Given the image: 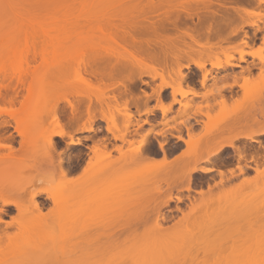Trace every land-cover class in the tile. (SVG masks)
<instances>
[{"label": "rangeland", "instance_id": "374dc122", "mask_svg": "<svg viewBox=\"0 0 264 264\" xmlns=\"http://www.w3.org/2000/svg\"><path fill=\"white\" fill-rule=\"evenodd\" d=\"M56 1L59 2L56 3ZM116 1L119 0H113L111 3H109L112 7L110 6L107 9V13L106 10H101L102 5L100 3H102V0H0V49H6L7 47L12 46L18 49L19 54L21 50L23 51L21 55L16 57L6 56L4 58H0V95L3 96L0 97V122L4 118L11 121V118L13 117L20 118L26 117L29 114H34L35 120L41 117L44 121V124L47 125L46 131L34 129V134L24 140L25 145L23 146L19 144V142L22 141V138L14 132L13 128H10V131L16 136V141L18 142L15 144V152L11 157V164L15 168L9 172L0 170V180H8L10 182L26 185L30 182L32 177L34 178L36 174L35 167L40 162L38 160L41 157H44V154H46L47 140L54 131L60 130V127H58L57 124L53 122L52 118L55 107H64L68 104V102H73L75 105H78L79 103L83 104V106L80 108V112L82 111L81 113L84 119L80 122V125H88L87 122L89 115L87 112V106L88 103H92V115L99 117L103 115L101 114L102 112L104 113V111L106 112L107 110V115L110 113L111 115H117L116 128H122L121 130H123L124 117L119 116L118 111L116 110L120 107V109H123L122 107L124 106L122 105H124L126 101L131 100V95H129L128 92H123L120 90V84L122 83L124 85L131 86L133 91L132 95L134 97H143V102L140 103L139 107L136 108L135 106H131L129 111L133 115L135 114L136 119L134 120H139L141 125L140 127L134 125L130 128L131 134L127 137V139L129 141H134L133 144L129 145L128 143H122L119 140H114L113 135L105 131L107 123L98 121L95 128L98 130V133L89 132L79 133L76 135V137L81 138L82 145L77 147L76 150L72 151V154L74 153L73 155L76 153H81L80 160H75L73 163L75 167H77V165L80 166L78 171L79 174H76L75 176H81V168L92 155L90 148L94 145V141L100 140L105 136H108V138L111 139L108 145L109 149H112L113 146L116 145L120 147L122 146L125 151H127V149L128 151L131 150L133 153L134 150H136V148L139 146L142 136H144L147 131H151L152 129L151 134L146 140L147 144L145 145L152 154H150V156L154 159H152L153 161L148 160L149 163H147V161V164H143L145 165L143 167L126 171V173L128 172L129 174L123 175L120 172H116L114 176L112 175L111 179L105 183L104 189H106V191L112 186L114 188L116 187V189H118L121 185L123 187V183L126 181L124 184H129L131 189L133 186L132 193L127 196L119 195V193H116L115 195H107L100 189L97 195H91L94 200L89 205L85 204L86 215L85 217L78 219L73 223V229L93 231L98 236H103L105 237L104 239H108L111 242L113 241V243L119 246L118 248L120 250L128 249L131 251V255H138L140 253L136 258L138 260L142 258H145L144 260L148 259V262H146L149 264H163L162 262H164V264H199L198 262L203 257H206L205 259L209 258L207 260H211L213 255L202 257L196 256L197 249L199 250L200 247H204L205 245L203 243V237L200 236H206V231L219 233L221 245L225 249L232 248L235 246V244L238 245L241 242L243 243L245 239L248 238L253 241L257 236L256 231L258 228L253 217L243 218L238 215H224L221 216L219 220H209V222L206 220L208 224L205 222L207 225H202L203 231L201 234H198L200 235L199 237L198 235L196 236L197 232H194L195 229L198 228L196 222L199 220L203 212L205 213L212 211L222 213V208L225 209L226 212H224L227 214L233 212H235V214L236 212L237 214L238 212L254 213L255 211H259V198L258 194H255L256 190L254 191V187H252L254 191L253 195L250 193L251 191H249L250 195L247 194V192L242 190V188H240L242 191L241 195H219L221 192L220 189H222V187H215V184L218 183L221 178L217 171H213L208 175L202 174L201 172L194 173L193 181L195 183L193 182L191 192L183 189L185 184H181V182L177 183V185L175 184L176 186L172 185L174 186L173 188H168L170 186L166 185L162 181L168 172V168L167 166L165 167L166 164L163 163V153L161 152L159 144H165V149L169 153L170 161L175 159L177 156H181V154L185 152L178 162L174 164V166L176 165L175 167L177 169H180V167L181 170L182 167L187 170H192L194 167L205 169L220 168L225 173L228 172L227 170L237 169V165L239 164L244 167H249L246 169L245 178L244 175L240 174L239 177L232 179V181H229V183L227 182V185L224 186L225 189L223 190L228 189V187L230 190L235 186H238L246 178L252 180L256 175L255 171L253 170L256 168V162L259 163L260 169L264 168V148L260 146V142H263L264 145V136H257L258 134H256L258 129L264 127V76L261 75L262 71H264V64L260 61V59L250 55L246 57V62H238V59L240 58V54L238 52L242 50V39L249 41L256 39V36H262L261 40L263 41L264 0H262L263 2L259 0H248V2H246L247 0L238 1V5H243V7L247 10V14L240 12V14L237 15L234 13V17H232L234 22L233 24L231 23L232 25H230L231 27H229V30L231 31L233 28L242 26L244 21H256L259 28L244 26L243 31H240L238 37H231L229 41L223 42L221 47H214L212 49L196 47V50H200L203 53L205 52L204 58H201L197 55L198 57L192 56L193 59L185 57L180 61L182 65L189 64L190 66L188 69H182L183 75L185 74V76H189V78L186 76V80H188L187 83L186 81L183 83V88L186 91L193 89L197 95H188L184 98L178 96L177 99L181 100L183 103L190 101L192 107L186 110L179 103H176L172 106L171 112H169L166 117L157 107L160 106L161 103L156 99V95L159 93L163 104L168 105L172 102V94H169L168 91L170 90L172 92V89L166 88L165 90L160 91L159 86L163 83L162 79L160 77L153 79L150 76H147L148 74L152 75L154 73V68H156L157 72L161 73V68L164 66L161 64L149 65L151 64L150 62H148L149 64L145 63L140 57L138 59L135 58L136 61L134 59H129L131 57L126 58L127 52L124 49L123 51L122 48V51H120V46H117L119 44L116 45L115 42H112L117 37V35H115L116 37L114 36L115 38L111 41L110 35V37H105V34L103 35L100 33L101 31L98 33L94 29L100 24L99 22L102 21L100 19L103 17L102 15H105L106 13L109 16L113 15V17L117 16L116 18H118L120 15L128 14V12L132 10L148 9L152 1L156 3L160 2L163 8H166L171 0H124L122 1L123 8H120V5L117 4L118 2ZM231 5L235 7L237 4L233 3ZM105 6L106 8L108 7L106 4ZM72 7L78 9L77 11H73V13L75 12L76 15L80 14V17L78 16L77 19H75L76 17L73 15L70 9ZM67 8L70 9V12L67 10ZM57 12L60 15H66L70 17L72 15L74 17L72 19L69 17L67 20L68 25H66V23H61L59 30H57V38H54L53 34L55 32L52 31L51 22L53 21L51 19L53 18V14L56 15ZM104 12L106 13L104 14ZM224 18L226 17H218L217 21H221ZM114 19L111 21H114ZM108 28L110 29V27ZM258 29H261V31L257 32ZM104 32H106V35H108L107 30ZM245 32L248 33L247 35L249 37H251L249 40L247 38H243ZM112 34L113 33H111V35ZM56 40L60 42L61 46L66 48L64 54L60 52V55H56L52 53L51 49H46L52 44L53 41L56 42ZM118 40H116V42H119ZM210 41L214 43L218 42V40L214 38H212ZM262 41H260L259 45H257L259 42L256 40H254L255 43L249 41V44L251 42L254 44H250L249 47H245L244 51L247 53H257L263 46L262 44L264 41ZM187 42L190 41L187 40ZM33 48L34 52L37 50V54H43L34 57V62L30 59L31 54H33ZM184 49L186 51H190L186 47ZM129 50L130 52H133L132 49ZM227 54L234 55V62H236V64L239 63L240 67L217 69L212 66L211 63L215 64L219 61L224 63L226 59L225 55ZM261 55L264 57V50L261 52ZM117 57L122 63H127L130 61L135 62L134 64H137L134 65L135 67L137 66L136 72L142 73L144 75L142 79L134 81L132 80V82L128 79L116 80L106 78L103 81H100V78L95 79L87 74L86 70L90 65L98 64L101 67L103 66V64H101L102 61H106L107 63L109 60L116 63L118 61ZM208 57H210V59H208ZM193 60L197 62L206 61V69L211 71V74L208 76V79L205 83V87L202 84L204 73L197 69L193 63ZM211 60L212 62H210ZM253 65L255 67H252L250 74V71L248 72L247 68H250ZM255 68L259 69V73L257 75H255L254 72ZM167 69L164 68V80L168 83H172L173 80L177 79V76L172 71H170L169 68ZM197 71L202 74L201 77H199L201 86L200 89L196 87L197 84L195 82H190V80L193 78L195 79V77L192 76V72ZM216 71L226 72L222 76H219L218 74H215ZM257 76L258 78L259 76H262V78L260 77L258 79ZM246 78H249L250 81L247 83V91H243L239 87V84H244ZM21 81L26 82L27 86H29L27 87L28 89H23L21 94L17 96L16 99H10L8 95L12 94V89L18 86ZM188 81L190 82L189 85ZM233 84H235V86L230 88L229 86ZM236 84H238V86ZM145 93H147V95H153L147 104H145V101L147 100ZM197 97H201V102L198 103L195 101V99H193ZM103 102L106 104L109 102L110 105H106ZM177 105L179 106V109L177 112H175V107ZM107 106H109L110 109ZM146 108L153 109V113L149 115H138V110L143 112V110ZM108 110H111V112ZM158 111L161 112L160 119L158 117ZM206 114H209L211 119L218 118L217 120H219V118H222L224 120L225 117L229 119V121L227 120V122H220L221 124L219 123V127H216L218 125L217 122V125H215L213 129L210 128L208 130L205 129L207 125L205 123L209 120L207 119V116H205ZM187 118L189 121L186 120ZM154 119L159 121H155ZM232 119H236L238 126L230 128L229 122ZM136 121L133 122L136 123ZM146 121H148V123H146ZM65 123L66 120L62 118L60 126H63ZM253 123H258L257 125H259V128L255 124V127L258 129H249V127L254 128V126H252ZM260 125L262 127H260ZM187 129L191 130L190 137L193 139L189 137ZM250 133L252 134L251 136H254L255 139L258 140V142H252L242 138ZM172 135H181L185 141L191 140V144L189 142L190 145L188 146L186 143L178 141L176 138L172 137ZM231 141L237 148L244 150L243 158L241 160L238 153L234 149H227L221 155V158H214L215 156L212 157L213 154L211 153H213L215 149L220 146H225ZM5 145L6 143H4L3 140H0V155L2 156L9 154V151L3 148ZM60 152L61 150L54 154V161L60 158ZM131 152L129 154H132ZM119 155L120 154L117 152L112 153L114 158H118ZM113 157L111 159H113ZM116 158L115 160H117ZM209 158L211 159L210 162H208ZM67 159L68 157H66V160ZM111 159H109L110 161L107 163H111ZM33 166L34 170H32ZM42 168L44 172H48L50 170V165L48 163H44ZM181 170H177L176 176L181 173L183 174V171ZM235 171L239 173L238 169ZM51 178L52 181L48 180V183L42 185L40 190L53 194H61L65 187L64 178L61 176H51ZM203 179L205 180V184H203L201 188L199 185H197V183ZM143 181L146 182L149 187L153 185L155 188L158 184L161 185H158L157 188H161L162 191H164L163 194H167L162 195L164 198L165 196H168V192L172 190L171 192L173 195V201L170 203V206L161 208L160 213L158 212V215L156 212L158 211L157 208L160 206L159 204L161 203L162 198L160 196L161 199H159L156 195V197H153L154 199H149L151 198L149 195H143ZM208 183L214 186V192H212V194L215 193L217 195L213 196L210 194L207 195L205 200H202L201 196L197 194V192H199L200 189H204L206 191L208 188ZM261 185L264 189V185L260 184V186ZM230 186H232V188H230ZM258 186H255L256 189L260 188ZM146 187L149 188L148 186ZM244 188L247 190L251 188V186H249V188L248 186ZM262 188H260V190H262ZM167 189L170 190L167 192ZM119 190H121V188ZM102 192L103 195H101ZM258 192L259 191H257V193ZM260 195L264 196V193H260L259 196ZM219 196L224 198L232 197V203L230 200H228V203L226 201V204L223 203L224 201H220L222 204H224V206H226H221L222 204L219 205L220 202L217 201V197ZM176 197H182L183 202H177ZM62 198H66L67 201H73L70 202L69 205H73V207L77 206V201H75L73 196L71 197L68 195V197H61V199ZM195 199L197 201H195ZM220 199L222 200V198ZM89 200V195H84L83 202L86 203ZM204 201L206 204L208 203V207L206 206L205 208L206 211H204L205 206L201 207L202 210L198 209L197 206ZM215 201L219 202L218 205L222 208L217 206V202ZM229 201L231 204H229ZM214 202L216 204H214ZM194 203L198 210H191L192 204ZM210 203L214 204V207L212 204L209 206ZM256 203L259 205H256ZM201 205H203V203ZM177 206L181 208L183 212H185V215H189V212L192 211V214L186 217L183 224L180 225V222L178 221L184 216L181 211L176 210ZM209 207L215 209L213 210L211 208L212 210H209ZM255 207H257L259 210L254 209ZM24 211L27 212V210ZM195 211L196 213H194ZM25 213L23 214V216L25 215V218L22 217L21 219L18 217L16 226L14 225L13 228L7 230L9 238L2 237L0 240L1 249H4L5 253H9L8 255H14L18 253V248L21 246L23 247L24 251L25 243L31 242L28 240L31 239L37 243L40 236H43V231L41 232L40 228L37 229V226H34V230L32 231L34 232V235L31 232L33 228L29 230L30 232L28 231V235V232L25 231V228L29 223L25 220L29 219L31 215L29 212H27V215ZM44 213H49V210H45ZM161 213L168 217L169 221L167 220L164 222L162 219H160ZM12 214H15V216L17 215L16 211H13ZM21 215L22 213L20 214V217ZM4 219L7 221L10 220L9 217H5ZM25 222H27V225H25ZM177 222L178 225H176ZM158 223L160 226L162 225L163 229L165 228L162 234L156 232L155 230L158 228ZM45 226H47V224ZM39 241L41 242L42 239ZM157 248H162L163 251L161 250L162 252H158ZM214 248L211 250L208 247L206 250L209 249L211 252H213ZM143 253L145 257L142 256ZM133 256L134 255H132V257ZM162 256L164 260L161 259ZM8 257L12 258V256ZM11 261L8 259L4 261V263L1 260L0 264H15L17 262ZM139 261L142 262L141 260ZM133 263L134 261L132 264ZM136 263L138 264V262ZM17 264H19V262Z\"/></svg>", "mask_w": 264, "mask_h": 264}, {"label": "bare ground", "instance_id": "6f19581e", "mask_svg": "<svg viewBox=\"0 0 264 264\" xmlns=\"http://www.w3.org/2000/svg\"><path fill=\"white\" fill-rule=\"evenodd\" d=\"M112 1L102 0L103 4L100 3L102 5L101 10L103 11L106 10L108 13L107 9L111 6V4L109 3H111ZM122 1L124 0L116 1L118 2L117 4L120 5L119 6L120 8H123ZM176 1L177 0L175 1L171 0L170 1L171 3L170 2L169 4L167 3L168 5L166 8H163L160 2L156 3L152 1L148 9L132 10V11H129L128 14L120 15L118 18H116L117 16L113 17V15L110 14L112 16V19H111V16H109L106 12H104V14L105 13L106 14L102 15L103 17L100 18L102 20L101 22H99L100 26L97 25L96 23L97 27L99 26L98 27L99 30L97 27L94 29L98 33L99 31H101L100 33L103 35L105 34V37L110 35L111 41L112 39L116 37L115 35H117L116 37L117 39L116 38L115 39L116 40L119 39L118 40L119 42H116L115 39L112 42H115L116 45L119 44L117 46H120L119 47L120 51L124 49L127 52L126 58L131 57L129 59H134L136 61V59L140 57L142 60H144L143 62L145 63L150 62L151 64L148 63L149 65L161 64L162 66H164L163 68H161L162 70L161 73L157 72L156 68H154L153 70L154 73L153 74L151 73L152 75L150 74L148 75L146 74V75L150 76L153 79L157 77H160L162 79L163 83L159 86L160 91H163L166 88L172 89V92H171L172 102L168 105L163 104L159 96V93L158 95H156L157 97L156 99L158 100V102L161 103L160 106H157V107L162 111L165 117L167 116L169 112H171L172 106L176 103H179L186 110L192 107L190 101H186L185 103H183L181 100L177 99L178 96H181L184 98V97H187L188 95H197V93L193 89L186 91L183 88V83L185 81L187 83L188 79L186 80V76L188 75L186 76L185 74L183 75L182 69L183 68L188 69L190 68V66L189 64L182 65L180 63L181 60H183L185 57H188L189 59L190 58L193 59L192 56H196V57L199 56L201 58H204L205 52L203 53L200 50H196V47L208 48V49H212L214 47H221V44L223 42L229 41L231 37H234V36L238 37L240 34V31H243L244 26L259 28L256 21H244V23H242V26L233 28L231 29V31L229 30V27H231L230 25H232L234 22V19L232 18L234 17V13L237 15H239L240 12L247 14V10L243 7V5L242 6L238 5V1L240 0H182V1L180 0L177 2ZM242 1H245V0H242ZM259 1H262V0H259ZM57 2L59 1H56V3ZM246 2H248V0ZM233 3L237 4L238 6L237 5L235 7L232 6L231 4ZM105 4L108 5L107 8ZM74 7H72L73 10L72 8H70L72 13L73 11L78 10L77 8H74ZM70 9L67 8L69 12H70ZM73 15H75L76 17L75 19H77L78 16L80 17V14L76 15L75 12L73 13ZM69 17L70 16L60 15L58 12L56 15L53 14V18L51 19L53 22L51 23H52V31L56 33V34L54 33L55 35L53 34L54 38H57V30H59L61 23H66V25H68L67 20L69 19ZM73 17L74 16L71 15L70 18L72 19ZM218 17H226V18L222 19L221 21H217ZM109 19L111 20L114 19V21H111ZM33 22H34V18H33ZM108 27H110V29L112 30H110ZM107 28L109 29V31ZM106 30H107L108 35H106V32H104ZM259 31H261V29L260 30L258 29L257 32ZM110 32L113 34L115 33V34L111 35ZM247 34L248 33L245 32V35L243 38H247L249 40L251 37H249ZM212 38L217 39L218 42L217 43L211 42L210 40ZM255 38H258V37L256 36ZM187 40H189L190 42H187ZM254 40L256 39H252L249 41L254 42ZM249 41L242 39L241 41L242 50L238 52L240 54V58L238 59V62H246V57L250 55L252 57H256L260 59V61L264 64V57L261 55V52L264 50V42H263L264 38H263V41L261 40L263 42L262 44L263 46L262 48L259 49L257 53H247L244 51L245 47H249L250 44L255 43V42L254 43L251 42L249 44ZM185 47L188 48L190 51H186L184 49ZM46 49L48 50L51 49L52 53L56 55L57 54L60 55L61 53L64 54V51L66 50L65 47L61 46L58 40H56V42L53 41L52 44L49 45V47ZM129 49H132L133 52L132 51L130 52ZM32 51H33V54H31L30 59L33 62H34V57H37V55H43L42 53L37 54L38 53L36 52L37 50L34 52V48L32 49ZM22 52L23 51L21 50L19 54L18 49L16 47H12V46L7 47L6 49H0V58H4L6 56L16 57L18 55H21ZM225 56H226V59L224 63L218 60L219 62H216L215 64L211 63L212 66L217 69H225L227 67H233V68L240 67L239 63L236 64V62H234L235 60L234 55L227 54ZM208 59H210V57H208ZM117 60H118V57H117ZM210 62H212V60ZM134 63L135 62L133 61L122 63L120 60H118L116 63L112 62L111 60H109L107 63L106 61L105 62L102 61L101 64H103V66L100 67L98 64L90 65L87 68L86 72L89 76L95 79L100 78V81H103L106 78L116 79V80L118 79L127 80L128 79L131 81L138 80V79L141 80L144 75L142 73L136 72L137 66L135 67L134 65H137V64H134ZM193 63L197 67V69H199V71L204 73L202 84L205 87V83L208 79V76L211 74V71L206 69V61L204 62L194 61ZM174 66H175V69H174ZM252 67H255V66L253 65L250 68L249 67L247 68L248 72L250 71V74H251ZM164 68L165 69L169 68L170 71H172L177 76V79L173 80L172 83L166 82L164 80L165 79L164 78ZM260 77L262 78V76H259V78ZM249 81H250L249 78H246V81L244 82V84H241V85L239 84V87L241 88V90L247 91V86H248L247 83H249ZM190 82L191 83L195 82V79L193 78L192 80H190ZM190 82L188 81V85ZM120 85H121L120 87L121 91L128 92L129 95H131L130 97L131 100L126 101V103L122 105L124 106L122 107L123 109H120L121 108L120 107L119 109L116 110L118 111L119 116L124 117L123 130H121L122 128L121 129L116 128L117 127L116 126L117 125L116 124L117 115L115 114L111 115V113L107 115L108 112L106 109L109 106H107L106 109H104L106 110L107 113L104 111L105 114L102 112L101 114L103 115L98 117L96 115H92L93 104L88 103V106H87V112L89 115L88 122H87L88 125H85V124L80 125V122L84 119L81 113L82 111L80 112V108L81 106H83V104L79 103L78 105H75L73 102H68V104L64 107H58V108L55 107L53 114H52V118H53V122L56 123L58 127H60V130L54 131L53 134L47 140L46 154H44V157H41L38 160L40 162L35 167L36 174L34 178L32 177L30 182L26 185H22L16 182H10L7 179H6L7 181L0 180V240L2 239V237L9 238L7 230L10 228H13L14 225L16 226L18 217L21 219L22 217L25 218V215L23 216V214L26 211L24 210H27V212H29L31 215L29 219L26 218L27 220H25V221H28L29 223L28 224L29 226H28L27 222H25L26 223L25 225H27L25 228V231L28 232L29 230L33 228L31 230L32 232L34 230V226H37V229L40 228L41 232L43 231L42 232L43 236H40V238L38 239V241L42 239L41 242L37 241L38 243L37 244L35 241L30 239V237H32L30 236L29 237L30 240L28 241H31V242L25 243V250L23 251V247L21 246L20 248H18L19 249L18 253L14 255H8L9 253H5V250L1 249L0 247V261L2 260V262H4L10 259V261L12 260L11 262L17 261L15 264H17L18 262L19 264L20 263H23V264H132L133 261H134L133 264H137L136 262H138V264H144V263L146 264L148 262V259L144 260L145 258L143 259L141 256L140 257L143 260L139 259L142 261L140 262L136 258L139 256L140 253L138 255L132 254L134 255L133 257H135L133 258L131 255V251H129L128 249L120 250L118 248L119 246L113 243V241L111 242L108 239H104L105 237L98 236L93 231H88V230L84 231V229L74 230L72 227L75 221L85 217L86 215L85 204L89 205L94 200V198L91 195H97L100 189L107 195H115L116 193H119V195L127 196L132 193L133 186L131 189L129 184L128 185L127 183L124 184L126 181L125 182L123 181L124 182L123 187L121 185L118 189H116V187L114 188L112 186L108 188L106 191V189H104L105 183L106 181L111 179L112 175L114 176L116 172H120L123 175L129 174L128 172L126 173V171H131L134 168L136 169L139 167H143L145 166L143 164L149 163L148 160L153 161L152 159H154L150 156L151 154L150 150L145 145L147 144L146 140L148 139V136L151 134L152 129L151 131H147V133H145L144 136H142V140H140L139 146L136 148V150H134L133 153L131 152V150L128 151V149L127 151H125L122 146L120 147V146L114 145L112 149H109L108 145L111 139L108 138V136H105L104 138L100 140L94 141V145L90 148L92 155L89 157L85 165L81 168V171H80L81 176L79 177L75 176L76 174H79L78 171L80 169V166L77 165V167H75L73 163L75 160L77 161L80 160L81 153L78 152L79 154L76 153L75 155H73L74 153L72 154V151L76 150L77 147L82 145L81 138L76 137V135L79 133H89V132L98 133V130L95 129L98 121L107 123V127L105 128V131L109 134H112L114 140L116 141L119 140L122 143H128L129 145L133 144L134 142V141H129L127 139V137L131 134L130 128L133 127L134 125H137L138 127H140L141 125H140L139 120L138 121L134 120L136 119L135 114L133 115L129 111H130L131 106H135L136 108H138L140 103L143 102V97L142 98L140 96L134 97L132 95L133 91L131 89V86H127L122 83ZM236 85L238 86V84ZM234 86L235 84L230 85L229 87L233 88ZM27 87L29 86H27L26 82L21 81V83L18 86L12 89V94L8 95V97H10V99L12 100L16 99L17 96L21 94L23 89L25 90L28 89ZM0 97H3V96L0 95ZM145 97L147 99L145 101V104H147L149 100H151L153 95L151 96L145 93ZM106 105H110L109 102ZM153 111H154L153 109L146 108L145 110H143V112L138 110L137 113L138 115H142V114L149 115V114H152ZM109 112H111V110ZM205 116H207V119H209L208 122L205 123L207 124L205 129H208V130L210 128L213 129L215 125H217L216 124L217 122H218V125L216 127H219L222 122H225V121L227 122V120L229 121V119L225 117H224V120L222 118H219V120H217L218 118L211 119L209 114H206ZM62 118L66 120V123L63 126H60ZM188 118L186 119L187 121H189L190 119ZM11 121L9 119L4 118L0 122V140H3L4 143H6V145L3 148L9 151V154L6 156L0 155V170H4L5 172L12 171L15 168L11 164V157L14 155V152H15V144L18 143L16 141V136L13 134V132L10 131V128H13L14 132L17 133V135L22 138V141L19 142L21 146L25 145L24 140L27 139V137L32 136L34 134V129H40L42 131L43 130L46 131L47 129V125L44 124L43 119L39 117L38 119L35 120L34 114H31V115L29 114L26 117H20V118L13 117L11 118ZM133 121L134 122L136 121V123H134ZM146 123H148V121H146ZM229 123H230V128H234L238 126L236 119L234 120L232 119ZM255 124L256 123H253L252 125L254 126V128L249 127V129L257 128L255 127ZM257 124L256 126H258L259 128V125ZM260 127L262 126L260 125ZM190 129H187V132L189 133L188 134L189 137L191 136ZM256 134H258L257 136H264V127L258 129ZM251 135L252 134L250 133L242 138L252 141V142H258V140H256L255 137ZM172 137L176 138L178 141H182L186 143L188 146L191 144V140L185 141L181 135L180 136L172 135ZM159 145H160L161 152L163 153V163H165L166 164L165 167L167 166L168 168V172L166 173L165 178L162 181L166 185L170 186L168 188H173L174 186L172 185H175V184L177 185V183L181 182V184H185L183 189L187 190L188 192H191L192 185L194 182L193 181L194 173L201 172L202 174L208 175L209 173L213 171H217L221 179L218 183L215 184V187H218V188L222 187V189H220L221 192L219 193V195H235V194L241 195L242 191L240 188H242V190L246 191L247 194H249V191H251L250 193H252V195L254 194L253 192L256 190L255 194H258V198L260 199L261 197L262 199V200L260 199L259 201V199L257 198L258 203L260 205L256 203V205L260 206L259 208L260 210L257 208L258 206L254 208L259 211H255L254 213H249V212L239 213L238 212L237 214L236 212L235 214V212H233V213L227 214L225 213L226 212L225 209L222 208L221 206H224V204H226L225 203L226 201L227 203H228V200L231 201L232 197L224 198V197L219 196L220 198H222V200L219 197H217V201L219 202L224 201L223 202L224 204L220 202L219 205L221 204L222 205L219 206L218 205L219 202L217 201L215 202H217V206L223 209L222 213L212 212V211L205 212V213L203 212L202 215L200 213L201 216L199 220L198 221L196 220L197 221L196 223L198 226V228L195 229V232H194V233L197 232L196 236L202 233L203 231L202 225H205L206 224L205 222L207 221L209 222V220L210 221L219 220L221 216H224V215H238L243 218L253 217L255 219L254 221L258 228L256 231L257 232L256 233L257 236L255 237L256 240L254 238L255 241L254 240L252 241L251 239L248 238V239H245L243 243L241 242L238 245L235 244L236 247L233 246L232 248H229V249L228 248L225 249L222 247L221 238H220L219 233L206 231V236L198 235V237L199 236L203 237V240H204L203 243L205 245L204 247H200L199 250L197 249L196 256L202 257V256H212L213 255L211 260H207L209 258L205 259L206 257H203L198 263L199 264H264V196L263 195L259 196L260 193L261 194L264 193V191H262L264 190L262 188V185L260 186V184L264 185V168L260 169L259 163L256 162L257 163L256 168L253 169L256 175L254 176L252 180L246 178L238 186H235L234 188L230 186V188L232 189L229 190V187H228V189H226L228 191H226L223 189H225L224 186L227 185V182L229 183V181H232V179L239 177L240 174L244 175V178H245L246 169H248L249 167H244V166H241L240 164L237 165V169L239 173L235 171L237 169H230V170H227L228 172L224 173V171L221 170L220 168L219 169H215V168L205 169V168L194 167L192 170H187L182 167V170H181V167L180 169H177L175 167L176 165L174 166V164L178 162V160L184 155L185 152L181 154V156H177L175 157V159L170 161L169 153L165 149V144L160 143ZM260 146L264 148L263 142H260ZM227 149L236 150V152L239 155L240 160L243 158L244 150L237 148L232 141L225 146H220L217 149H215L214 152L211 153L213 154L212 157L215 156L214 158H217V157L221 158V155ZM60 150H61L60 158L54 161V154ZM113 152H117L120 154L118 158L115 157L117 160H115V158L112 156ZM130 152L132 154H129ZM66 157H68L67 160H66ZM112 157L113 159H111ZM109 159L112 160L111 163H107L108 161H110ZM210 160L211 159L209 158L208 162H210ZM44 163H48L50 165V170L48 172L43 171L42 167ZM32 170H34V166ZM177 170L183 171V174L181 173L176 176ZM51 176H61L64 178L65 187L63 191L61 192V194H53L50 192H45L43 190H40V187L44 185L45 183H48V180L52 181ZM142 184H143V189H144L142 190L143 195H149L151 197L149 199H154L153 197H156V195L159 199L162 198V201L159 204L160 206L157 208L158 209V211L156 212L157 215H158V212L160 213L161 208L170 206V203L173 201V197H172L173 195L171 192L172 190L169 191L171 192L169 193L168 190L170 189H167L166 191L168 192L169 195L165 196L164 198L162 197V195H167V194L165 193L163 194L164 191H162L161 188L160 189L157 188L159 184L155 188L153 187L152 184H151L152 185L151 187L153 188L149 187V185L144 181L142 182ZM145 184L149 188H147ZM203 184H205L204 179L197 183V185H199L201 188ZM246 186H248V188L249 186H251V188L245 190L246 188L244 187ZM255 186L262 188V190H260V188L258 187H257L258 189H256ZM252 187H254V191ZM120 188L121 190H119ZM213 189H214V186L208 183L207 190L205 191L204 189H200V191L197 192V194L201 196L202 200H205V198H207V195H210L212 194V192H214ZM257 191L259 192L257 193ZM103 192L101 193V195H103ZM57 195H60V196H57ZM68 195L71 197L73 196L75 198V201H77V206L73 207V205H69V203L73 201H67L66 198L61 199V197H68ZM84 195H89L90 197V200L87 201L86 203L83 202ZM212 195L214 196L217 194L214 193ZM176 198H177V202H183L182 197H176ZM195 201L197 200L195 199ZM230 201H229V204L232 203V201L231 203ZM199 202H195V203H199ZM215 202L214 204H216ZM195 203L192 204L191 210L193 211L194 209L195 210L197 209L195 206ZM202 203L203 205H201ZM201 204H199L200 207L199 205L196 204L198 206V209L202 210L201 207L205 206L204 211H206L205 208L208 205V203L206 204L204 201V202H201ZM211 204L212 203H210L209 206ZM214 204H212L213 207H214ZM211 208L209 210L215 209V208H212V209ZM45 210H49V213L45 214L44 213ZM176 210L181 211L184 216L181 219L182 221L181 220L178 221L180 222L179 225L183 224V222L185 221L184 219L188 217L190 214H192V211H190L189 215L187 214L185 215L184 214L185 212H183L181 208H179L178 206L176 207ZM13 211H16L17 213L16 216L15 214H12ZM218 211H221V210H218ZM27 212L25 213L26 215H27ZM21 213L22 215L20 217ZM194 213H196V211ZM5 217H9L10 220L9 221L5 220L4 219ZM253 218H249V219H253ZM160 219H162L165 222L168 220V217H166L164 214L161 213ZM178 222L176 225H178ZM46 224L47 226H45ZM155 230L156 232L162 234L165 228L163 229L162 225L160 226V224L158 223V228ZM29 232H28V235H29ZM33 233L34 232H32V234ZM45 236L47 239L45 238ZM205 241H208V242H205ZM207 246L211 250L215 246L214 251L211 252L209 249L206 250V248H208ZM161 250L162 248L161 249L157 248L158 252ZM149 254L152 255L151 253ZM8 256H12V258H9ZM142 256H144V253ZM161 259L164 260L163 256L161 257ZM162 263L164 264V262Z\"/></svg>", "mask_w": 264, "mask_h": 264}, {"label": "crops", "instance_id": "0c3cea01", "mask_svg": "<svg viewBox=\"0 0 264 264\" xmlns=\"http://www.w3.org/2000/svg\"><path fill=\"white\" fill-rule=\"evenodd\" d=\"M259 44H260V42H259L257 45H259ZM225 72H226V71H220V72H217V71H216L215 74H218L219 76H222ZM254 72H255V75H257V74L259 73V69H258V68H255V69H254ZM215 74H214V75H215ZM195 85H196V84H195ZM196 87L199 88V89L201 88V86H200L199 84H197ZM168 93L170 94L171 91L169 90ZM193 99H195V101L198 102V103L201 102V97H197V98H193ZM178 109H179V106L177 105V106L175 107V112H177ZM158 114H161V112L158 111Z\"/></svg>", "mask_w": 264, "mask_h": 264}, {"label": "flooded vegetation", "instance_id": "af4514ba", "mask_svg": "<svg viewBox=\"0 0 264 264\" xmlns=\"http://www.w3.org/2000/svg\"><path fill=\"white\" fill-rule=\"evenodd\" d=\"M258 39V40H257ZM261 39H262V36H258V38H256V40L258 41V42H260L261 41ZM192 76H194L195 77V83L196 84H199L200 85V79H199V77H201V74H200V72H192ZM159 115V116H158ZM157 116L159 117V119L161 118V114H158ZM155 120V119H154ZM155 121H159V120H155Z\"/></svg>", "mask_w": 264, "mask_h": 264}, {"label": "snow or ice", "instance_id": "6c2138e0", "mask_svg": "<svg viewBox=\"0 0 264 264\" xmlns=\"http://www.w3.org/2000/svg\"><path fill=\"white\" fill-rule=\"evenodd\" d=\"M261 75L264 76V71H262Z\"/></svg>", "mask_w": 264, "mask_h": 264}]
</instances>
